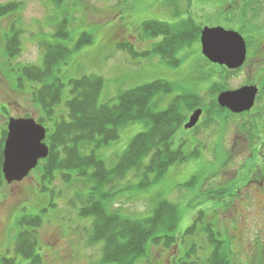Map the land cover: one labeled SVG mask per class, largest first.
<instances>
[{
  "label": "rangeland",
  "instance_id": "rangeland-1",
  "mask_svg": "<svg viewBox=\"0 0 264 264\" xmlns=\"http://www.w3.org/2000/svg\"><path fill=\"white\" fill-rule=\"evenodd\" d=\"M11 2L18 3L17 9L0 17V130L11 117H39L41 112L31 96L38 84L26 79L22 67L41 65L45 43L59 42L72 49L70 57L58 71L59 78L66 85L63 100L56 107L59 120L61 115L68 114L65 103L70 97V80L83 75L102 76L105 86L99 102L112 104L125 90L158 79L166 80L174 85V91L157 99L158 110L165 109L175 96L187 94V101L194 105L192 113L197 107L211 103L216 96L215 89L221 84L237 87L249 79L245 76L248 67L235 76L226 77V74L224 79L219 78L220 73L212 65L213 70L209 69V61L204 59L200 37L192 46L178 52V65L167 63L159 55L134 57L117 47L118 43L124 42L132 44L136 52L147 51L151 41L140 37L145 21L175 23L192 17L203 28L222 26L237 30L249 41L251 48L264 40V32L257 30L260 26L264 28V7L246 11L245 7H240L243 0L235 5L233 0H190L189 4L187 0H67L58 8L52 0H0V5ZM65 17L69 37L55 38L57 24ZM83 33L92 36V43L76 48ZM14 34L19 38L20 51L11 57L6 53V43ZM204 108L211 109V106ZM217 118V108L211 109L206 111L196 132L181 128L175 139L188 138L186 151L197 150L198 153L183 164L171 166L165 176L148 187L139 188V180L129 176L115 189L105 188V193L114 194L113 198L104 199L107 206L111 209L122 207L121 213L131 217L150 214L157 200L166 199L178 205L180 220L173 232L177 242L171 247L150 245L147 255L137 264L193 261L204 264L211 248L202 231L203 224L198 223L194 234H186L201 212L203 222L212 223L228 249L236 251L232 252L233 264H264V252H245L254 243L252 226L248 230L245 227L246 220L250 223L254 220L253 203L258 200L254 190L250 187L241 193H234V189H228L224 194L216 193L221 188L215 179L224 163L217 155ZM144 129L142 123L122 128L119 139L97 149V155L107 167L115 166L134 136ZM235 130L229 129L227 140L230 143L240 137ZM247 147L243 146L244 149ZM238 151L236 147L232 154H239ZM244 159L241 153L233 165L227 166L223 177L235 175ZM244 174L240 173L235 182L241 184V175ZM88 193L81 179L74 174L70 182L56 179L43 184L36 170L21 182H6L0 188V264H4L3 258H14L16 264H30L29 259L15 251L20 229L17 221L23 216L39 214L44 216L37 249L42 256L41 264H103V243L90 242L93 217L79 215L78 209L82 205L79 201L75 207L69 204L76 195ZM187 252L192 253L190 257L186 256Z\"/></svg>",
  "mask_w": 264,
  "mask_h": 264
},
{
  "label": "trees",
  "instance_id": "trees-1",
  "mask_svg": "<svg viewBox=\"0 0 264 264\" xmlns=\"http://www.w3.org/2000/svg\"><path fill=\"white\" fill-rule=\"evenodd\" d=\"M65 1L52 0L56 8ZM187 1L189 4L190 0ZM17 6L16 2L0 5V17L15 11ZM244 7L248 11L251 5L246 3ZM202 28L192 17L175 23L148 20L143 23L140 35L144 41H151L147 51L136 52L132 44L124 42L118 43L117 47L134 57L159 55L167 63L178 65V52L197 42ZM53 36L61 39L69 37L66 17L57 24ZM89 43H92V36L83 33L76 48ZM19 45L17 35L9 37L6 43L8 56L18 54ZM44 48L41 65L22 67L26 79L38 84L31 96L41 112L36 120L47 128L45 141L50 148L49 156L41 160L32 172H39L43 184L46 181L52 183L56 179L70 182L73 174L81 179L89 193L85 196L76 195L69 204L75 207L79 201L82 204L78 209L79 215L93 217L90 242L103 243V264H137L147 255L150 245L171 247L178 240L173 235L180 220L177 204L166 199L157 200L150 214L131 217L121 213L122 207L111 209L107 206L104 199L113 198L114 194L105 193V188L113 190L129 176L139 180V188H146L165 176L171 166L183 164L198 153L197 150L187 152L184 139H175L177 132L185 128L184 123L194 107L187 101V94L175 96L165 109L158 110L157 99L162 94L174 91L173 84L158 79L121 92L114 104L100 103L104 78L96 74L83 75L70 80V97L65 103L68 114L61 115L58 120L56 107L63 100L66 86L59 78L58 71L59 66L70 57L72 49L59 42L45 43ZM204 59L208 61L205 56ZM53 119L54 124L49 126ZM136 123H142L145 129L134 136L116 165L107 167L105 161L97 155V149L118 140L122 128ZM7 125L8 121L0 130V188L6 183L2 165ZM216 193L224 194L227 190L219 189ZM203 215L201 212L186 234H194L198 223L203 224L202 231L212 251L207 252L204 264H233V254L228 252L226 242L220 239L212 223L203 222ZM17 223L20 229L15 241L16 253L29 259L30 264H41L42 256L37 249L44 216H23ZM191 254L187 252L186 256L190 257ZM2 261L4 264H16L14 258H3ZM180 264L199 263L193 261Z\"/></svg>",
  "mask_w": 264,
  "mask_h": 264
},
{
  "label": "flooded vegetation",
  "instance_id": "flooded-vegetation-1",
  "mask_svg": "<svg viewBox=\"0 0 264 264\" xmlns=\"http://www.w3.org/2000/svg\"><path fill=\"white\" fill-rule=\"evenodd\" d=\"M233 1L235 5L239 0ZM246 3L251 5L249 9L253 8L251 12H253L255 8L262 10L264 7V0H243V2L240 3V7H244ZM258 10H256V13ZM257 28L258 26L256 29ZM257 30L264 32V28L261 26ZM251 42L253 43L254 41ZM246 44V60L244 64L237 69H230L226 65L215 64L207 59L210 63L209 69H212L210 67L211 65L214 66V70L217 73H220L219 78H222L226 74V77L229 75L235 76L237 73L244 71V69L248 67V73H245V76H249V79L245 80L244 83L237 87L221 84L218 86V89H215L216 96L215 98H212V102L209 104L206 103L205 105L211 106V109L217 108L219 115V118H217L218 129L215 139H218L217 155L223 159L224 163L222 164V168L219 170L215 181L220 184L221 189H234L235 193H241L244 189H250V187L254 190L256 198H258V200L253 203L255 209L252 217L254 215V220H252V223L246 220L245 224L247 230L252 226L251 234L252 237H254V243L250 244L245 252H264V40L258 41V44L254 45L253 48H251L252 45L250 46L248 40H246ZM249 60L251 62L253 61V63L249 62ZM242 74H244V72ZM222 79H224V77ZM243 87L257 88L254 103L250 110L235 112L229 107L223 106L219 103L218 98L221 93L226 91H236ZM214 101H216V103ZM206 106L196 108L202 110V115L197 125L191 128L194 129L195 132L198 129V125L202 123L206 111H211V109L206 110V108H204ZM186 123L187 121L184 123V126ZM230 128L236 129V134L240 136L233 140V143H230L227 140ZM188 140V138L184 139L186 143H188ZM245 145L248 146L246 149L243 148ZM236 147L239 148V154L233 155L232 153L235 152ZM241 153L245 159L242 161L243 163H240V167H238L235 172L236 174H228V177H223L227 172V166L230 164L233 165L235 161L239 159ZM242 172H245L246 174L241 175L242 183L239 184L235 182V180ZM227 203H230V201ZM223 251L224 250H221V252ZM228 252L236 251L228 249Z\"/></svg>",
  "mask_w": 264,
  "mask_h": 264
},
{
  "label": "water",
  "instance_id": "water-1",
  "mask_svg": "<svg viewBox=\"0 0 264 264\" xmlns=\"http://www.w3.org/2000/svg\"><path fill=\"white\" fill-rule=\"evenodd\" d=\"M202 53L211 62L226 65L230 69L241 67L247 57V44L243 35L222 26L204 27L200 36ZM257 93L256 87H243L219 95V103L232 111L250 110ZM202 115L195 110L186 129L193 128ZM47 128L34 117H11L8 120L7 136L3 150L2 171L7 183L21 182L47 158L50 153L46 143Z\"/></svg>",
  "mask_w": 264,
  "mask_h": 264
}]
</instances>
